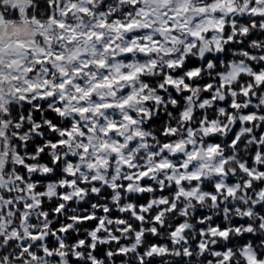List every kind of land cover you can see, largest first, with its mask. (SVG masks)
<instances>
[{"label": "snow or ice", "instance_id": "obj_1", "mask_svg": "<svg viewBox=\"0 0 264 264\" xmlns=\"http://www.w3.org/2000/svg\"><path fill=\"white\" fill-rule=\"evenodd\" d=\"M0 264H264V0H0Z\"/></svg>", "mask_w": 264, "mask_h": 264}]
</instances>
